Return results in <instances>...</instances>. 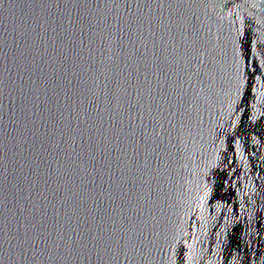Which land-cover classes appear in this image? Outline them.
Returning <instances> with one entry per match:
<instances>
[{"label": "water", "instance_id": "water-1", "mask_svg": "<svg viewBox=\"0 0 264 264\" xmlns=\"http://www.w3.org/2000/svg\"><path fill=\"white\" fill-rule=\"evenodd\" d=\"M0 264H264V0H0Z\"/></svg>", "mask_w": 264, "mask_h": 264}]
</instances>
